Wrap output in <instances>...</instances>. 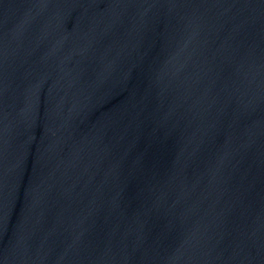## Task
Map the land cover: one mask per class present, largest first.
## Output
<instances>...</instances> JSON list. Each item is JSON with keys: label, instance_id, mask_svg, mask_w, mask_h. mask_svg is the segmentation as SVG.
<instances>
[{"label": "water", "instance_id": "95a60500", "mask_svg": "<svg viewBox=\"0 0 264 264\" xmlns=\"http://www.w3.org/2000/svg\"><path fill=\"white\" fill-rule=\"evenodd\" d=\"M0 264H264V0H0Z\"/></svg>", "mask_w": 264, "mask_h": 264}]
</instances>
